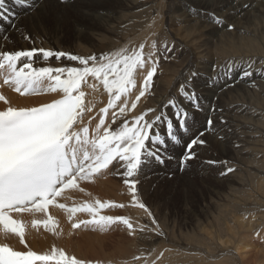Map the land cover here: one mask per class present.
I'll return each instance as SVG.
<instances>
[{
    "label": "bare ground",
    "instance_id": "bare-ground-1",
    "mask_svg": "<svg viewBox=\"0 0 264 264\" xmlns=\"http://www.w3.org/2000/svg\"><path fill=\"white\" fill-rule=\"evenodd\" d=\"M6 3L10 11L16 13V21L29 26L28 34L32 36V41L24 40L9 22L0 20V39L10 36L11 42L8 47L14 49H29L33 46L47 48L46 44H51V49L54 51L71 53V49L75 47L81 48V51H90V48H93V51H88V55H99L123 46L130 40L140 42L145 37H150V43L151 39H156L159 35L164 37V34L171 32L175 38V43L168 44L171 51L166 52L163 44H159V68L169 73L174 72L173 81L167 85L164 76H155L149 94L141 99L132 115L139 114L148 108L159 107L168 98L177 95L179 86L184 83L185 77H188L190 72L199 71L200 75L195 85L202 97L203 111L193 113L191 135L205 131L206 121L210 116L209 106L213 104L225 107V116L232 128V131L219 132V136L215 132L206 133L210 143L202 147L198 152L199 158L188 162L186 167L182 168L180 163L185 151L183 144H170L168 153L171 159L167 160L164 165L153 163L144 169L140 177L141 183L138 185V196L141 202L148 206L152 217L155 218V224L152 217L132 205L131 193L123 182L124 178L120 175V170L110 168L98 174L92 181L81 182L80 187L85 190L84 192L78 189L66 190L62 197L58 198V202L72 206L74 203L79 204L98 198L101 201L125 204L126 207L123 209H105L102 214L129 217L137 228L134 233L126 230L123 224L112 226L107 231L93 232L95 229L91 226L73 229L67 213L50 206L48 214L52 215L59 224L57 235L45 229L43 225L38 228L31 226L33 219H46L43 213H24L17 217L23 219L27 225L25 239L29 247L37 252H44L55 245L64 248L69 254L76 255L77 258L104 261L102 264H196L195 261L198 259L187 257L189 252L213 258L214 254L211 253L214 250L211 246L213 242L217 241L225 248L229 242L228 246L232 249L234 248L230 246L232 239H241V243L242 240L251 238V235L254 238L253 228L255 232L264 235V229L253 226L254 221H263L264 219H261L263 217H257L255 214L250 217L252 221H249L248 216V222L246 221L247 216L237 212V209L241 207L245 209L248 207L251 203V196H247L246 192L241 194L239 191L237 195V188H235L242 183L240 170L248 167L247 162L250 155L255 153L252 152L253 147L259 141L254 140L255 133L251 131L252 127L249 128V123L253 120V123H263L264 126V115L260 114L256 106H252L256 100L253 102L249 100L250 94L253 95L254 91H260L264 95V78L259 77L254 71L251 81L246 83L236 80L235 87H228L223 92L220 85L210 87L208 84L210 77L226 63L244 66L254 60V70L264 69V56L249 55L245 52V54H240L244 50L254 52L252 48H249L250 45L225 44L227 38L231 37L230 29H245V25H252L255 22L253 20L262 19L260 17L264 15V0H35L38 11L30 9L27 5H16L13 0H6ZM213 13L216 17L222 18V23H215ZM126 27L134 33L132 38H128L129 40L122 44H106L105 46L101 44L105 36L102 35L103 32L116 35ZM152 33L156 35L152 36ZM245 39L247 40V37ZM76 63L63 58L61 61H56L55 58L50 61L51 66H76ZM140 83L141 81L138 80V86ZM85 91L91 93L89 99L96 100V108L92 113L95 115L99 108L106 106L108 95L102 88L96 92L92 89H85ZM0 93L9 99L13 106L19 107L34 106L57 98L56 94L20 96L7 85L0 88ZM135 94L134 90L131 99H134ZM3 107H5L4 102L0 101V108ZM211 115L215 117L216 114L211 113ZM95 123L96 121H93V126ZM214 124L218 125V122L214 120ZM221 136L224 139H220ZM212 143L216 144L218 151L217 156L212 157V160L227 161V166L233 167L234 172L221 175L226 167L224 164H218L220 172L215 171V173L198 169L200 164L204 165V159L209 158L207 154L210 150L209 145ZM237 144L238 147L234 146ZM261 184L260 182L259 185ZM174 192H181L183 197L189 198L185 199L186 206L189 202L198 203L197 210L185 207L180 209L179 218L181 217V220H179V227L177 226L179 234L183 229L198 228L202 239L208 241H199L194 238L195 244H191L190 239L186 240L181 236L173 237L174 234L170 232V229L164 226V221L168 217L173 216L174 213L176 216L178 213L175 206L179 203L176 201L177 204H175L172 199L175 196ZM225 201H230L231 206ZM245 209L242 212L245 213ZM214 214L218 215L214 216ZM197 215L208 224L200 220L201 218ZM75 219L85 220L89 219V216L86 213H77ZM171 221L173 219L168 222ZM141 227L145 229L143 232L139 230ZM115 235H118L117 241L113 245H107V240ZM0 241L7 242L15 248L23 247L18 238L14 236L5 238L0 235ZM239 245H233L236 249L232 253L236 260L243 263L247 259L245 254L247 251L244 252ZM134 256H142L145 259L136 261L133 259Z\"/></svg>",
    "mask_w": 264,
    "mask_h": 264
},
{
    "label": "snow or ice",
    "instance_id": "snow-or-ice-1",
    "mask_svg": "<svg viewBox=\"0 0 264 264\" xmlns=\"http://www.w3.org/2000/svg\"><path fill=\"white\" fill-rule=\"evenodd\" d=\"M13 3L38 11L35 0H13ZM15 17L6 0H0V20L9 22L24 40L32 41L29 26L18 23ZM213 19L217 24L222 23V18L215 13ZM149 39L130 40L114 50L88 56L35 46L14 49L8 47L10 36L0 39V88L7 85L24 97L57 96L50 102L19 107L0 93V101L5 105L0 108V235L14 236L23 245L15 248L0 241V264H101L77 258L55 245L44 252L33 250L25 239L27 225L17 217L24 213H43L46 219H33L31 226L43 225L57 235L58 221L48 214L52 206L67 213L73 229L91 226L107 231L123 224L134 233L137 228L129 217L102 214L105 209H123L125 204L96 198L69 206L58 202V198L69 189L84 192L81 182L92 181L110 168L119 169L131 193L132 205L152 217L138 196L144 169L153 163L164 165L171 159L170 144H183L185 151L180 163L182 168L186 167L188 162L198 159L200 149L210 143L206 133L215 132L219 136L221 131H232L225 107L213 104L209 106L205 131L191 135L193 113L203 111L202 97L195 85L199 71L190 72L177 95L159 107L132 115L141 99L149 94L160 66L157 40L151 39L149 43ZM163 49L171 51L167 43L163 44ZM52 58L77 63L76 66H51ZM254 64V60L244 66L226 63L210 77L208 84L210 87L220 85L223 92L235 87L236 80L251 81L254 71L264 78V69L254 70ZM138 80L141 81L139 86ZM101 88L108 95L107 104L92 115L96 100L89 99L91 93L85 89L96 92ZM134 90L136 94L131 99ZM211 113H215V117ZM93 121H96L94 126ZM206 163L224 164L221 175L235 171L227 166V161L208 160ZM77 213H86L89 219L76 220ZM152 219L155 224V218ZM133 259L145 258L134 256Z\"/></svg>",
    "mask_w": 264,
    "mask_h": 264
},
{
    "label": "rangeland",
    "instance_id": "rangeland-1",
    "mask_svg": "<svg viewBox=\"0 0 264 264\" xmlns=\"http://www.w3.org/2000/svg\"><path fill=\"white\" fill-rule=\"evenodd\" d=\"M264 14V13H263ZM260 16V15H259ZM264 19V15H262L261 17H260V19ZM261 19V20H262ZM257 20V19H256ZM256 20H253V22L254 23H252V25H245V29H230V33H231V37H228L227 38V42H225V44H245V45H250L249 46V48H252V50H254V52L253 51H248V50H244L243 52H241L240 54H245V53H247V54H249V55H254V54H259V55H262V56H264V25H262V24H264V20H257L258 21V23H257V21ZM256 23H257V25H256ZM255 24V25H254ZM255 26V27H254ZM263 27V28H262ZM130 30V31H129ZM255 30V31H254ZM245 31V32H244ZM250 31V32H249ZM235 32H236V34H238V35H236L235 34ZM258 32H259V34H258ZM107 33H109V34H107ZM107 33H105V32H103V36H104V38L102 39V45L103 46H105L106 44H122V43H124L125 41H127V40H129L130 38H132L133 37V32L131 31V29L130 28H128V27H126L124 30H121V32H119V33H116V35H114L113 33H110V32H107ZM239 33H240V35H239ZM234 34V35H233ZM257 34V35H256ZM122 35V36H121ZM237 36V37H240V38H237V37H233V36ZM243 35V36H242ZM244 35H245V37H247V40L245 39V37H244ZM256 35V37H254ZM258 36V37H257ZM262 36V37H261ZM243 37V38H242ZM129 38V39H128ZM163 38V39H162ZM191 38H194V37H191ZM233 39V40H230V39ZM236 38V39H235ZM259 38V39H258ZM261 38V39H260ZM174 37H173V35H172V33L170 32V34L168 33L167 35H165L164 34V37H161V35H159V36H157V38H156V40H157V43H158V47H159V44H164V43H167V44H173V43H175V41H174ZM246 41H245V40ZM117 42H116V41ZM240 40V41H239ZM242 40V41H241ZM244 40V41H243ZM249 40H251L250 41V43H249ZM252 40H253V42H252ZM255 40V41H254ZM237 41V42H236ZM235 42V43H234ZM249 43V44H248ZM259 43V44H258ZM256 44V45H255ZM50 45V46H49ZM101 45V46H102ZM258 45H259V47H258ZM46 46H47V48L48 49H51V44H46ZM50 47V48H49ZM255 47H257V48H255ZM72 51H71V53H73V54H75V53H77L78 55H81V56H85V55H88V53L89 52H91V51H93L94 49L92 48H90V51L89 50H83L84 51V53H83V51H81L82 49L81 48H79V47H75V48H73V49H71ZM89 51V52H88ZM245 52V53H244ZM250 53H252V54H250ZM261 53V54H260ZM159 72V73H158ZM158 72H157V75L156 76H160V77H163L164 76V78H166V80H167V82H166V84L167 85H170L171 83H172V81H173V78H174V72H170L171 73V75H169L170 73L169 72H166V71H164L163 69H158ZM173 77V78H172ZM251 96L249 97V100L251 101V102H253L254 100H256V101H254V103L252 104V106L254 105V106H256V108H258V111L260 112V114H263L264 115V95L260 92V91H254V93H253V95L252 94H250ZM258 96V97H257ZM259 96H263V97H259ZM258 98H259V100H258ZM263 98V99H262ZM261 100V101H260ZM259 103H258V102ZM262 102V103H261ZM263 107V108H262ZM260 108V109H259ZM254 121L252 120V121H250V123H249V128H251L252 127V132L253 133H255L254 134V136H253V138H254V140L255 141H262V142H260L259 143V141L256 143V145H254V147H253V150H252V152L254 151L255 153H252L251 155H250V158H249V160H248V162H247V165H248V167L247 168H242L241 170H240V174H241V176H242V183L240 184V185H238V186H235V188H237V190H236V193H237V191H239L241 194H245V192H246V194H247V196L249 195V197L251 196V203H249L248 204V207L245 209V207H241L240 209H237V212L239 211V212H241L240 214H242V215H244V216H247V218H246V221H252V220H250V217L251 216H255V214H256V216L257 217H263V218H261V219H264V182H262V179H264V126H263V123L261 124V123H253ZM263 127V128H262ZM257 129V130H256ZM254 131H258L257 133L256 132H254ZM257 135V136H256ZM257 139V140H256ZM261 139V140H260ZM262 145V146H261ZM180 147V146H179ZM180 148H183V146L182 147H180ZM214 148V149H213ZM209 149L210 150H208V156H209V158L212 160V157H215V156H217L216 154H217V150H216V144L215 143H212V144H210L209 145ZM209 151H211V152H209ZM214 152V153H213ZM255 156H254V155ZM208 156H206V157H208ZM257 156V157H256ZM252 157V158H251ZM207 159V158H205L204 159V165H199V167H198V169H200V170H202L203 171V169L205 170V171H207V172H209L210 173V171H211V173H215V171L217 172H220V170H219V168H218V166L217 165H209V164H207L206 163V161H208V160H210V159ZM252 159V160H251ZM205 166V167H204ZM217 167V168H216ZM241 171H243V172H241ZM261 174V175H260ZM196 178V177H195ZM198 179H199V177H197ZM198 181V180H197ZM199 182V181H198ZM262 183L261 185H259V183ZM176 191V190H175ZM174 194H175V196L172 198L173 199V202H175V204H177V202L179 203V204H177L176 206H175V208H176V211L178 210V213H177V215L175 216V214L176 213H174V215L173 216H171V217H168L167 218V220L166 221H164L165 222V224H164V226L165 227H168L169 229H170V232H172L174 235H173V237H176V238H178V236H181V237H183V238H186V240H189L190 239V241L192 242H189V244L191 243V244H193L194 242V238L195 239H199V241H208L207 239H202L203 237H202V234L199 232V230L200 229H198V228H188L187 230H184L183 229V231H181L180 232V234H179V229H178V227H179V220H181V217L179 218V214L181 215V213H180V209H182V208H187V209H190V210H197V205H198V203L197 204H194L193 202H189V204L186 206L185 205V199L187 198V199H189L188 197H183V195H182V193L181 192H174ZM237 195H238V193H237ZM177 197V198H176ZM178 197H179V199H178ZM183 198V199H182ZM180 200V201H179ZM254 200V201H253ZM177 201V202H176ZM198 202H199V200H197ZM227 202V203H226ZM184 203V204H183ZM193 203V204H192ZM225 203L227 204V205H229V206H231V202L230 201H225ZM257 203H258V205H257ZM183 204V205H182ZM182 205V206H181ZM191 205H193V206H191ZM246 206V205H245ZM252 208H251V207ZM256 206V207H255ZM148 207V206H147ZM227 209H228V206H227ZM244 209H245V213L244 212H242V210L244 211ZM247 209H249V210H247ZM262 209V210H261ZM173 210V209H172ZM247 210V211H246ZM258 210V211H257ZM174 211V210H173ZM251 211V212H250ZM248 212V213H247ZM259 214V216H258V214ZM199 214V213H198ZM260 214H261V216H260ZM218 214H214V216H217ZM241 215V216H242ZM175 216V217H174ZM197 216H199V215H197ZM213 216V217H214ZM248 216H249V219H248ZM177 217V218H176ZM199 218H201V216H199ZM170 219H173V221H171V222H168V221H170ZM230 219V218H229ZM248 219V220H247ZM255 219L256 220H258L256 217H255ZM254 219V220H255ZM200 220H203V222H204V219L203 218H201ZM176 221H178V222H176ZM248 221V222H249ZM257 221H254L252 224H253V226L255 227V228H259V229H264V220L263 221H261L260 220V222L258 221L257 223H256ZM169 223V224H168ZM205 224H208V222L207 221H205L204 222ZM263 223V224H262ZM256 224V225H255ZM259 224V225H258ZM258 225V226H257ZM262 225V226H261ZM178 226V227H177ZM126 230H127V228H126ZM254 230V231H253ZM87 232H92V231H87ZM93 232H97L96 230H94ZM254 232H255V229L253 228L252 229V234L254 235V238H252L253 236L251 235L250 237L251 238H247L248 240H246V239H244V240H242V242L240 243V241H241V239L239 240V239H232L233 241H231V243H230V246H232V247H234V248H232L231 249V247H229L228 246V244H229V242H228V244H226V246L228 247V250H227V247L225 248L224 246H222L219 242H213V243H211L212 245V247H213V252H211V253H213L214 254V257L213 258H207V257H205V256H202L201 254H194V253H190L189 252V256L187 255V257H196V258H193L194 260H197L198 259V261H195L196 262V264H215V263H217V264H220V261H221V264L222 263H224V264H246V262L248 261V263L247 264H255V263H261V264H264V235L262 234H259V235H257V233L258 232H255V234H254ZM198 233V234H197ZM178 234V235H177ZM117 236L118 235H115V236H113L111 239H109V240H107V245H113L116 241H117ZM258 236V237H257ZM189 237V238H188ZM256 237V238H255ZM260 237V238H259ZM188 238V239H187ZM259 238V239H258ZM201 239V240H200ZM175 240H177L178 241V239H175ZM263 240V241H262ZM241 244V245H239V243ZM219 243V244H218ZM190 244V245H191ZM195 244V243H194ZM235 244H238L239 245V247L242 249L243 248V251L245 252V251H247V252H245V254H246V261H243V263H241L240 261H238V260H236L235 258H234V255H233V253L232 252H234L233 250H235L236 249V246H233V245H235ZM209 245H210V243H209ZM224 249V251H223V249H221V247ZM242 246V247H241ZM211 247V248H212ZM246 248V249H245ZM251 248V249H250ZM253 248V249H252ZM227 250V252H225ZM257 251H258V253H257ZM259 251H260V253H259ZM221 252V253H220ZM230 252V253H229ZM224 254H226V255H224ZM229 254V255H228ZM262 254V255H261ZM192 255H194V256H192ZM223 255V256H222ZM232 255V256H231ZM260 255V256H259ZM231 256V257H230ZM248 256V257H247ZM190 257V258H191ZM217 257H218V259H217ZM225 257V258H224ZM227 257V258H226ZM263 257V258H262ZM220 259H222V260H220ZM213 260V261H212ZM232 260V261H231ZM235 260H236V262H235ZM263 260V261H262ZM229 262V263H228ZM102 263H104V261L103 262H101V264ZM257 263V264H258Z\"/></svg>",
    "mask_w": 264,
    "mask_h": 264
}]
</instances>
